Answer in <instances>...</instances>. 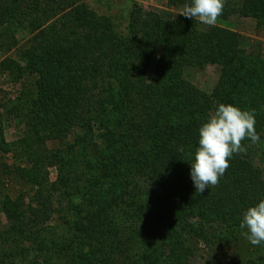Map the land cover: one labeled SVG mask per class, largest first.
Returning a JSON list of instances; mask_svg holds the SVG:
<instances>
[{
	"label": "trees",
	"instance_id": "16d2710c",
	"mask_svg": "<svg viewBox=\"0 0 264 264\" xmlns=\"http://www.w3.org/2000/svg\"><path fill=\"white\" fill-rule=\"evenodd\" d=\"M120 12L117 22L85 0H0V47L8 51L17 30L31 34L19 60L0 62V76L21 85L0 99V180L16 186L0 199V264H264V243L253 246L239 227L264 198L253 152L264 146V83L252 78L263 60L225 26L137 3ZM232 16L262 20L264 0H225L219 18ZM215 63L219 102L254 110L261 144L242 141L218 185L199 193L189 163L217 104L185 68ZM5 119L22 129L10 141Z\"/></svg>",
	"mask_w": 264,
	"mask_h": 264
},
{
	"label": "clouds",
	"instance_id": "9594fccd",
	"mask_svg": "<svg viewBox=\"0 0 264 264\" xmlns=\"http://www.w3.org/2000/svg\"><path fill=\"white\" fill-rule=\"evenodd\" d=\"M224 4L225 0H190L176 13L211 27L222 15ZM255 123L254 110H242L233 104L219 103L208 115L198 129V146L189 163L195 192L203 193L209 186L218 185L233 155L246 151L242 141H259ZM239 227L253 246L264 243V198L243 212Z\"/></svg>",
	"mask_w": 264,
	"mask_h": 264
},
{
	"label": "rangeland",
	"instance_id": "374dc122",
	"mask_svg": "<svg viewBox=\"0 0 264 264\" xmlns=\"http://www.w3.org/2000/svg\"><path fill=\"white\" fill-rule=\"evenodd\" d=\"M85 2L89 5V7L93 8L97 12L111 15L114 20H117V22H120V20H122V16H121L122 12H120V10L122 8L124 10L125 8H127L128 5H131L133 3H137L138 5L142 6L145 9H151L153 11H156L162 14L165 18L166 17L172 18L177 16L178 13L176 12H178L182 8V7L174 8L172 6H169L166 0H85ZM216 24L220 26H225L228 29L239 33L243 40L242 46L247 48L248 51L255 53L256 55H259L261 57L260 59H262L264 63V17L262 20L261 19L256 20L252 16H232L230 19L218 18ZM30 35L31 34L28 33L26 30H22V29L17 30L13 36L17 42L12 44V46L9 47L8 51H5L6 48L3 50L5 46L2 48L0 47V62L7 56L19 60L18 59L19 52H21V49L27 46ZM6 42H9V39L4 38L2 43L4 44ZM221 68H222L221 65L216 63L206 65L202 69L201 68L199 69L195 66H188L185 68V72H186L185 74H187V78L191 81V83L196 85V87H198L203 93L207 95L211 94L212 96L211 98H209V101L212 104H217V105L221 103L219 102L221 101V97L219 96V93L221 91L220 88L217 87L221 75ZM229 73L230 72H228L227 74L228 79L230 76ZM252 78H255L254 84H256L259 88H261L260 84L263 85L264 83L263 72L261 71L255 73ZM22 83L28 84V80L25 81L23 80ZM20 86H21L20 83H13L7 77L0 76V99L6 100L8 98H13L15 95L18 94L20 90ZM248 97L249 96H246L245 98L247 99ZM240 99L242 100V98H239V100ZM243 102L244 101H242V103ZM241 109L244 110L243 108ZM261 114L264 116V102H262ZM3 123H4L3 134L6 140L8 141L16 138L18 136L19 130L22 131L21 127L19 128L16 127L10 119H5ZM255 124H257V122ZM260 132L261 134H264V125L262 126ZM257 144H261V143L258 141ZM46 145L48 147L53 146L55 148L59 146L57 142H49V141L46 142ZM253 152L254 155L260 157L261 162L264 166V146L256 145V147L253 148ZM13 162L15 163L19 162L21 164L25 163V161L23 160L16 161L13 156L9 157L8 163L12 164ZM48 170H49V178L53 180L56 175L55 169L53 167H50L48 168ZM8 178L10 177L7 176L3 181L0 180V199L4 193L8 192L10 194H13V189L14 190L16 189V186L13 185V183H11L10 179ZM98 194L100 196V190ZM5 221H6L5 214L3 213L2 208L0 206V231L6 225ZM228 230H232V227H230ZM83 248H85V250L90 249L86 245H84ZM85 250L81 251L82 255L89 256L88 251ZM85 261L86 260H84V262ZM190 261L191 264H203V259L199 256L191 257Z\"/></svg>",
	"mask_w": 264,
	"mask_h": 264
}]
</instances>
